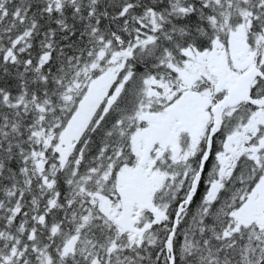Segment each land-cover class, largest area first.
Masks as SVG:
<instances>
[{"label": "snow or ice", "instance_id": "1", "mask_svg": "<svg viewBox=\"0 0 264 264\" xmlns=\"http://www.w3.org/2000/svg\"><path fill=\"white\" fill-rule=\"evenodd\" d=\"M0 264H264V0H0Z\"/></svg>", "mask_w": 264, "mask_h": 264}]
</instances>
